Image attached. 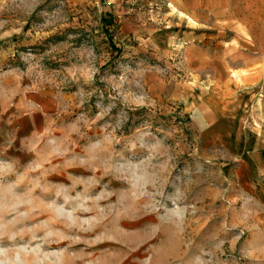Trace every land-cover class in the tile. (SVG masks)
Masks as SVG:
<instances>
[{
    "label": "rangeland",
    "instance_id": "1",
    "mask_svg": "<svg viewBox=\"0 0 264 264\" xmlns=\"http://www.w3.org/2000/svg\"><path fill=\"white\" fill-rule=\"evenodd\" d=\"M169 11L0 0V264H264L238 157L185 110L205 72Z\"/></svg>",
    "mask_w": 264,
    "mask_h": 264
},
{
    "label": "crops",
    "instance_id": "2",
    "mask_svg": "<svg viewBox=\"0 0 264 264\" xmlns=\"http://www.w3.org/2000/svg\"><path fill=\"white\" fill-rule=\"evenodd\" d=\"M166 1L170 39L189 40L205 72L185 110L206 147L238 157L236 181L264 216V0Z\"/></svg>",
    "mask_w": 264,
    "mask_h": 264
},
{
    "label": "bare ground",
    "instance_id": "3",
    "mask_svg": "<svg viewBox=\"0 0 264 264\" xmlns=\"http://www.w3.org/2000/svg\"><path fill=\"white\" fill-rule=\"evenodd\" d=\"M33 208H35V207H33ZM33 208L31 209V210H33ZM26 209H28V208H26ZM36 209V208H35ZM31 210H27V211H29V213H30V211ZM5 212V211H4ZM4 212H2V217L4 216ZM42 210H34V211H31V213L30 214H28V217H26L27 219H28V223L30 224V220H36V218L38 217V216H42L43 214H42ZM25 218V219H26ZM26 219V220H27ZM24 222H26V221H24ZM23 224V223H22ZM26 224V223H25ZM50 225V224H49ZM52 226H55L54 224H51ZM26 235V234H25ZM24 237V235H19V236H17L16 237V239L14 240V243L16 242V241H18V240H20L21 238H23ZM28 237V236H27ZM13 239H14V237H13ZM24 239H26V238H24ZM23 239V240H24ZM1 240V239H0ZM12 241V240H11ZM21 241V240H20ZM2 242V241H1ZM12 243H13V241H12ZM16 244V243H15ZM7 257V256H6Z\"/></svg>",
    "mask_w": 264,
    "mask_h": 264
},
{
    "label": "trees",
    "instance_id": "4",
    "mask_svg": "<svg viewBox=\"0 0 264 264\" xmlns=\"http://www.w3.org/2000/svg\"><path fill=\"white\" fill-rule=\"evenodd\" d=\"M109 39H110V38H109ZM110 42H111V39H110ZM114 49H115V47L112 46V47H111V50L114 51ZM115 52H116V54H118V51H117V50H115Z\"/></svg>",
    "mask_w": 264,
    "mask_h": 264
}]
</instances>
